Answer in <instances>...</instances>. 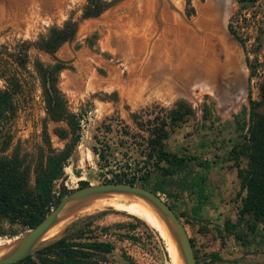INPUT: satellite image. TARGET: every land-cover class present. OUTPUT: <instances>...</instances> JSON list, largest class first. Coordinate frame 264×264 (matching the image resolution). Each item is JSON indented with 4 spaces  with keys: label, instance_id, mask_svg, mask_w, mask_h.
<instances>
[{
    "label": "rangeland",
    "instance_id": "obj_1",
    "mask_svg": "<svg viewBox=\"0 0 264 264\" xmlns=\"http://www.w3.org/2000/svg\"><path fill=\"white\" fill-rule=\"evenodd\" d=\"M34 1L37 9L32 8ZM88 1L0 0V49L20 53L25 59L23 75L33 87L30 95L18 99L13 118L0 132V151H17L29 160L45 141L56 149L69 141L68 123L45 116L33 63H53L34 43L51 27L62 28L66 21H74L72 39L63 41L54 53L63 62L56 73V85L75 129L73 149L60 181L64 188L70 191L79 187L80 181L112 179L129 166L138 174L147 171L148 182L160 183L162 192L157 193L183 223L197 264H264L263 221L251 230V217L238 214L244 192L236 168H244L246 159L233 153L246 134L248 100L259 99L258 84L264 77V0H222V10L218 0L208 6L217 9V23L225 36L211 45V57L220 69L219 90L214 93L194 84L176 91L161 89L155 81L149 84L150 73L135 66L113 32L118 20L140 13L138 1L100 0L104 7L99 13L85 16ZM153 1L156 11L165 7L190 22L196 18L197 5L208 4V0ZM199 15L198 9L197 18ZM228 27L235 35H227ZM236 53L234 66L240 84L232 79L238 77L232 69ZM133 69L136 73L130 78ZM179 102L188 106L190 113L169 124L168 113ZM162 122L167 129L162 150L171 162L180 160L169 173L164 171L167 162L157 160L149 143L152 130ZM118 200L81 209L47 242L63 236L75 242L109 241L111 248L103 261L102 254L96 255L101 258L99 264H180L161 229L124 207L141 215L148 211L136 201ZM229 224L233 226L228 228ZM23 232L0 237V243ZM210 252H216L222 261H208L205 256Z\"/></svg>",
    "mask_w": 264,
    "mask_h": 264
},
{
    "label": "trees",
    "instance_id": "obj_2",
    "mask_svg": "<svg viewBox=\"0 0 264 264\" xmlns=\"http://www.w3.org/2000/svg\"><path fill=\"white\" fill-rule=\"evenodd\" d=\"M88 2L89 7H86L85 16H95L104 7L100 0ZM188 2L189 0H186V3ZM191 9L190 6L189 10ZM75 24L74 21L68 20L62 28L51 27L47 35L34 43V47L48 53L54 60L51 64H42L38 60L33 63L45 116L51 121L64 120L68 123L69 141H66L61 149L52 148L48 141H45L29 160L25 157L21 158L17 151L10 154L0 151V237L11 238L33 227L61 197L69 192L60 181L63 166L73 149L75 129L73 116L67 110L63 94L56 85V73L63 68V62L55 58L54 53L63 41L72 39ZM228 30L235 35L230 27ZM24 64L25 59L19 52L12 54L0 49V79L3 81V87L0 88V132L13 118L18 99L33 92V87L23 75ZM258 97L257 101L248 100L246 134L236 150H233L235 155H242L246 159L244 168L238 166L236 168V175L244 192L238 214L251 217L252 222L248 223L251 230L258 222L264 221V77L258 84ZM259 106L262 110H258ZM189 113V107L179 102L176 108L169 111L168 123L180 121ZM165 126L166 122H162L152 130L153 137L150 138L149 143L155 151L157 160L167 162L168 167L164 171L169 173L175 169V165H178L180 160L174 158V162H171L162 150V140L167 135ZM64 136L66 133L61 137ZM0 149H3V146ZM126 168L128 171H121L114 178L102 181L127 182L146 187L156 193L162 192L160 183L148 182L147 171L138 174L131 166ZM88 183L80 181L79 186ZM135 219L144 223L137 217ZM232 226L233 224H229L228 228ZM110 248L109 241L75 242L70 240V237L63 236L48 241L33 253L11 264H99L101 258L96 255L102 254L100 257L103 261L104 254L109 252ZM205 258L210 262L222 261L216 252L208 253ZM195 264H197L196 260Z\"/></svg>",
    "mask_w": 264,
    "mask_h": 264
},
{
    "label": "bare ground",
    "instance_id": "obj_3",
    "mask_svg": "<svg viewBox=\"0 0 264 264\" xmlns=\"http://www.w3.org/2000/svg\"><path fill=\"white\" fill-rule=\"evenodd\" d=\"M134 1H138L140 13L137 16L133 15L118 20L115 25L113 24V32L117 33L119 42L123 44L125 49H128V58L132 62H136L135 66H140L139 70L142 73H150V75L147 74L150 80L149 84L151 81H155L159 88L167 89L165 87H168L173 91L181 87L187 88L194 84L201 90L211 93L218 92L219 89L216 83L220 69L216 67L215 61L211 57V45L212 41L222 40L225 36L219 23H217L215 8L208 7L216 2L208 0V4L203 5V7L199 6L202 4L197 5L196 18L194 17L195 19L193 18L190 22L179 16L176 11H170L165 7L159 8L157 6L158 10L156 11L157 8L154 7L153 0ZM31 5L34 9L38 7L35 1L31 2ZM128 5L130 4L128 3ZM218 6L219 8L222 6V0H218ZM198 9L200 15L197 18ZM220 10H222V7ZM108 42H110V39H108ZM226 62H229V60ZM232 62V69L235 70V74H238L234 66V58ZM130 72H133L130 78L134 77L133 74L136 71L133 69ZM232 79L240 84L238 77H232ZM232 84L235 86V83ZM116 199L136 201L142 208H145L148 214L141 215L129 207H124L132 214L142 217L159 227L172 254L177 256L176 249L163 224L154 212L141 201L123 197L104 198L85 208L99 205L100 202H112ZM58 228L59 226L53 228L48 236L53 234Z\"/></svg>",
    "mask_w": 264,
    "mask_h": 264
},
{
    "label": "water",
    "instance_id": "obj_4",
    "mask_svg": "<svg viewBox=\"0 0 264 264\" xmlns=\"http://www.w3.org/2000/svg\"><path fill=\"white\" fill-rule=\"evenodd\" d=\"M229 34L231 35L228 31L227 35ZM232 37L237 40L235 36L232 35ZM232 57L236 64L238 54L236 53ZM236 71L241 83L242 79L237 68ZM231 88L238 93V89L233 86ZM114 197L139 200L148 206L167 231L176 249L180 264H195L193 249L184 225L169 204L158 193L146 187L116 181L88 183L67 192L37 224L24 231L20 236L0 243V264H11L33 253L47 242L48 234L53 228L60 226L78 211L95 201Z\"/></svg>",
    "mask_w": 264,
    "mask_h": 264
},
{
    "label": "flooded vegetation",
    "instance_id": "obj_5",
    "mask_svg": "<svg viewBox=\"0 0 264 264\" xmlns=\"http://www.w3.org/2000/svg\"><path fill=\"white\" fill-rule=\"evenodd\" d=\"M218 7H219V6H218ZM218 7H217V8H218ZM216 10H217V9H216ZM216 16H217V13H216ZM217 20H219V19H218V16H217ZM215 54H216V53H215ZM216 58H217V56H216ZM217 62H218V61H217ZM230 83H231V82H230ZM231 84H232V83H231Z\"/></svg>",
    "mask_w": 264,
    "mask_h": 264
}]
</instances>
